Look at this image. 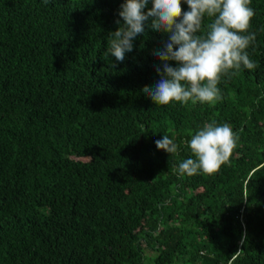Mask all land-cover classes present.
Instances as JSON below:
<instances>
[{"label": "trees", "instance_id": "1", "mask_svg": "<svg viewBox=\"0 0 264 264\" xmlns=\"http://www.w3.org/2000/svg\"><path fill=\"white\" fill-rule=\"evenodd\" d=\"M124 2L0 0V264H264V0L259 66L223 75L214 104L167 105L143 89L169 33L149 21L123 61L108 51ZM212 121L238 134L228 162L180 176Z\"/></svg>", "mask_w": 264, "mask_h": 264}, {"label": "clouds", "instance_id": "2", "mask_svg": "<svg viewBox=\"0 0 264 264\" xmlns=\"http://www.w3.org/2000/svg\"><path fill=\"white\" fill-rule=\"evenodd\" d=\"M151 2V8L144 9ZM188 11H182L181 0H125L121 5L116 31L110 34L108 51L117 61L133 49V40L145 34V24L155 32L169 33L168 42L155 53L163 62L156 68L160 80L143 92L155 104L172 101L193 104L222 99L217 87L223 75H235L243 68L253 70L258 62L250 59L246 49L255 42L256 33H249L254 10L251 0H184ZM205 16L211 18L206 31H201ZM199 33V34H198ZM175 48V50H174ZM175 61L177 66L169 65ZM238 134L227 123L205 124L188 141L195 158L184 159L178 166L180 176L200 172L211 175L228 162L237 146ZM157 149L178 154L179 146L167 135L155 141Z\"/></svg>", "mask_w": 264, "mask_h": 264}]
</instances>
